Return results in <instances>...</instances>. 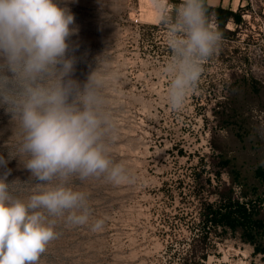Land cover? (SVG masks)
Returning <instances> with one entry per match:
<instances>
[{
  "label": "rangeland",
  "instance_id": "obj_1",
  "mask_svg": "<svg viewBox=\"0 0 264 264\" xmlns=\"http://www.w3.org/2000/svg\"><path fill=\"white\" fill-rule=\"evenodd\" d=\"M67 6L76 28L73 78L83 84L97 69L104 78L114 125L110 156L124 163L129 178L73 177L74 189L88 194L89 221L55 218L57 236L37 264H264L240 231L205 220L206 208L230 191L247 201L230 183L229 167L264 168V0L235 5L243 21L228 23L231 34L207 17L220 39L180 110L168 100L171 76L164 69L172 51L152 0H68ZM18 139L0 109V155L15 157L7 165L8 182L16 181L10 191L26 200L35 183L16 157Z\"/></svg>",
  "mask_w": 264,
  "mask_h": 264
},
{
  "label": "clouds",
  "instance_id": "obj_2",
  "mask_svg": "<svg viewBox=\"0 0 264 264\" xmlns=\"http://www.w3.org/2000/svg\"><path fill=\"white\" fill-rule=\"evenodd\" d=\"M67 3L0 0V109L17 128L16 157L35 183L26 200L14 196L10 188L16 181L8 182L7 165L15 157L0 155V264H37L57 236V217L88 223V194L74 189L73 177L106 174L116 183L129 178L124 163L110 156L114 125L105 109L104 78L98 69L83 84L73 78L77 61L70 37L76 28ZM152 4L172 51L164 69L171 76L168 100L180 110L220 35L208 22L205 0Z\"/></svg>",
  "mask_w": 264,
  "mask_h": 264
},
{
  "label": "trees",
  "instance_id": "obj_3",
  "mask_svg": "<svg viewBox=\"0 0 264 264\" xmlns=\"http://www.w3.org/2000/svg\"><path fill=\"white\" fill-rule=\"evenodd\" d=\"M205 8L207 17L214 16V21L222 34H231L227 28L231 20L237 24H241L243 21L240 14L231 9H225L222 5L210 6L205 3ZM227 172L230 176V183L241 187V197L247 201L243 202L233 191H230L225 198L221 197L222 203L215 207L209 205L206 208L205 220L207 223L215 224V227L227 229L234 233L240 231L242 241L252 244L254 253L261 254L264 260V208L262 207L264 206V196L262 197L264 192L261 193L259 191L260 186L254 183L258 180L260 185L264 186V168L258 167L244 173L234 163L233 167L227 169Z\"/></svg>",
  "mask_w": 264,
  "mask_h": 264
},
{
  "label": "crops",
  "instance_id": "obj_4",
  "mask_svg": "<svg viewBox=\"0 0 264 264\" xmlns=\"http://www.w3.org/2000/svg\"><path fill=\"white\" fill-rule=\"evenodd\" d=\"M243 0H205V3L210 6H224L225 9H234L235 5L241 4Z\"/></svg>",
  "mask_w": 264,
  "mask_h": 264
},
{
  "label": "built area",
  "instance_id": "obj_5",
  "mask_svg": "<svg viewBox=\"0 0 264 264\" xmlns=\"http://www.w3.org/2000/svg\"><path fill=\"white\" fill-rule=\"evenodd\" d=\"M251 1H253V0H251Z\"/></svg>",
  "mask_w": 264,
  "mask_h": 264
}]
</instances>
